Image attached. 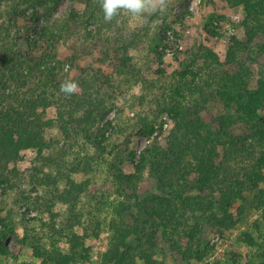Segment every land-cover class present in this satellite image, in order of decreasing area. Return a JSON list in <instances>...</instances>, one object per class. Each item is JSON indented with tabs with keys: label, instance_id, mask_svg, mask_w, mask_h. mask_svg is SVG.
<instances>
[{
	"label": "rangeland",
	"instance_id": "obj_1",
	"mask_svg": "<svg viewBox=\"0 0 264 264\" xmlns=\"http://www.w3.org/2000/svg\"><path fill=\"white\" fill-rule=\"evenodd\" d=\"M86 1L41 0L33 3L24 0H0V24H4L5 29L10 31L11 42H17L14 50L23 60L35 66L43 64L49 71L56 69L62 84L74 82L78 85L76 92L83 94L87 91L89 97L104 99L109 106H114L105 119L92 129L94 138L97 131H104L103 135L97 133V141L109 151L106 154L96 148L94 141H87L84 133L65 138L60 127L55 126L48 131L49 140L57 141L51 154L47 151L39 154L37 151L28 150L22 153L18 163L10 164L9 168L13 171L15 169L19 177L4 174L9 178L8 183L0 182V232L5 233L10 252H13L18 239L35 235V240L46 250L60 248L65 253H70L76 243H72L73 238L79 239L89 251L83 264H108L104 254L112 239L113 223L121 221L124 215L129 224L135 225L137 219L142 223L143 217L144 232L153 229V222L143 210L141 202L157 192L154 179L147 172L142 179L139 178L140 181H136L138 183L132 189H119L116 164L121 162L120 151L124 149L121 142L130 139L129 148L135 151V162H138L141 152L151 143L159 141L162 145L165 144L164 134L167 135L173 128V115L168 112L160 115L153 123L154 133L149 136L138 135L139 115L145 111L150 112L151 108L164 101L165 95H170L178 88L177 81L181 75L177 76L176 72L181 68V63L189 65V70L198 78L196 83L201 78L206 80V87L211 83L213 75L204 65L208 55L201 47L210 48L218 55L219 62L213 66L215 73L229 72L249 81L250 86L264 79V27L250 40L243 26L245 13L242 8L224 14L220 0H214L215 3L213 0H169L167 11L163 15L155 13L132 17L122 12L117 20L114 18L108 22L109 28L103 25L102 34L99 22L93 15H89L90 8L94 15L103 12L99 0H96L99 5L95 7L89 6ZM16 5L19 6L18 9ZM14 9L17 10L16 16L10 22L9 13ZM213 10L216 11L214 15ZM170 23L172 27H166ZM62 26L71 28L69 36L50 49L51 44L45 37L42 38L43 31L55 33ZM84 27L94 35H86ZM207 27L212 34L206 32ZM80 29L83 30L81 33ZM100 35L112 43L131 44L128 55L131 56L133 65L126 68L121 61L112 57H103L101 54L88 56L81 52L84 44L93 42V37L99 40ZM157 37H165L163 47L169 46L162 58L152 48L156 47L154 42ZM1 51L2 46L0 56ZM47 76L49 80L53 78L52 75ZM214 90L215 87L208 89L204 96L210 100L216 94ZM216 103L220 107L219 98ZM219 107L217 109L220 110ZM78 110L76 115H84L86 111L80 108ZM216 112L215 110V114L210 116L214 128L218 126ZM203 113L209 116L206 108ZM46 115L48 118L57 119V108H48ZM119 126L128 127L127 132L122 137H113L108 141L107 138ZM86 157L90 160L94 158L91 162L89 160L91 170L79 166L80 169L74 171ZM60 163L70 171L60 167ZM60 169L73 171L70 179L77 182L83 190L77 198L60 201L62 194L60 197L56 196L53 198L55 204L51 211L38 209L34 203L27 204V193L33 192L31 195L35 201L53 194L45 187L44 179L57 175ZM68 186V181L64 179L58 184L59 192L65 194ZM260 188L264 190V184ZM160 193L162 192L157 194ZM253 197L252 195L250 198L251 202ZM233 213L238 215L237 210H233ZM246 213L251 215L249 220L234 228L221 233L214 231L215 229L207 231L204 228L206 231L196 236L197 240L190 239L189 244L183 240L182 250L192 247L200 253L198 255L194 251L193 258L191 256L184 260L181 254L166 248L164 238L160 235L157 259L166 264H263L264 231L251 230L249 221L258 218V214L253 215L249 208ZM245 233L251 234L252 241L245 239ZM131 240L136 247L146 246L142 241L143 237H132ZM198 240L201 243L197 248ZM0 264L47 263L36 257L32 246L28 245L20 258L0 256ZM136 264L144 262L138 260Z\"/></svg>",
	"mask_w": 264,
	"mask_h": 264
},
{
	"label": "trees",
	"instance_id": "obj_2",
	"mask_svg": "<svg viewBox=\"0 0 264 264\" xmlns=\"http://www.w3.org/2000/svg\"><path fill=\"white\" fill-rule=\"evenodd\" d=\"M24 1L34 3L41 0ZM86 2L93 7L99 5L96 0ZM220 5L224 8V14L243 9V26L250 40L264 27V0H220ZM18 8L16 5V9ZM12 11L9 13L10 22H13L17 10ZM215 12L213 10V15ZM94 14L90 8L89 15H93L101 25L100 33L103 25L109 28L103 12ZM117 19L118 16L115 20ZM166 27L171 28V23ZM208 27L206 32L212 34ZM85 28L86 35H94ZM80 30L81 33L83 30ZM70 31L68 26L58 28L55 33L44 30L42 38L45 37L51 44L50 49H53L63 38L69 36ZM9 34L10 31L5 29V25L0 24V182L8 183L9 178L4 174L19 177L17 171L9 167L21 160L23 152L34 150L39 154L46 151L51 154V150H55L57 141L48 138V131L55 126L60 127L65 138L84 133V138L89 142L94 141L100 152H109L97 141L98 134L103 135L104 131H97L94 138L92 129L105 119L114 106H109L104 99L89 97L87 91L83 94L74 92L66 95L61 91L62 80H59L56 69L49 71L43 64L35 66L23 60L14 50L17 42H11ZM180 37L183 38L181 34ZM93 39V42L81 47L82 53L88 56L101 54L103 57H112L121 61L126 68L133 65L131 56L128 55L131 44L112 43L102 35L99 40L94 37ZM165 41V37H157L154 42L156 47H152L159 58L169 48L168 45L163 47ZM187 41L191 44L190 39ZM201 49L208 55L204 65L213 75L211 83L206 87V80L201 78L197 84L198 78L189 70V65L181 63V68L176 72L177 76L181 75L177 81L178 88L170 95H165L164 101L151 108L150 112L145 111L139 115L138 135L142 136L154 133L153 123L164 112L173 115L174 125L167 135L164 134L165 144L162 145L159 141L151 143L141 152L138 162H135V151L129 148L130 139L121 142L124 149L120 151L121 162L116 164L119 189H132L138 183L136 181H140L147 172L154 179L157 192L141 202L143 210L153 222V229L144 232L143 217L142 223L137 219L135 225L129 224L124 215L121 217L122 223H113L112 239L104 254L108 264H136L138 260L144 264H166L156 257L160 235L164 238L166 248L181 254L184 260L191 256L193 258L195 250L192 247L182 250L183 240L189 244L190 239H195L206 231L204 228L207 231L215 229L214 231L220 233L234 228L249 220L251 215L246 213L248 208L252 209L253 215L258 214V218L249 221L251 230L264 231V190L260 188L264 184V79L250 86L249 81L229 72L215 73L213 66L219 62L218 55L210 48ZM199 69L201 70L200 67ZM47 75H52L53 78L49 80ZM214 87L216 94L208 100L204 96L205 92ZM218 98L220 107L216 103ZM51 107L57 108V119L47 117L46 110ZM79 108L86 110L84 115L75 114ZM205 108L209 116L203 113ZM215 110L218 116L216 128L210 118ZM127 129L128 127L119 126L107 140L122 137ZM92 159L94 158L90 160L86 157L74 171L77 172L79 166L84 169L88 167L87 170L90 171L89 160L91 162ZM60 167L70 171L62 163ZM64 170L60 169L57 175L44 179L45 187L53 192L51 196H42L39 201H35L31 192L26 194L25 202L29 205L34 203L38 209L51 211L55 204L53 198L56 196L60 197L62 194L60 201L73 200L74 197L76 199L83 190L77 182L70 179L73 171ZM64 179L69 185L65 194L60 193L58 187ZM159 192L162 193L157 194ZM252 195L254 197L251 202ZM233 210H237L238 215H234ZM143 233H146L145 236H140ZM132 237H143L142 241L146 246H134ZM33 239H36L35 235L18 239L13 252H10L7 237L0 232V256L20 258L25 247L31 245L35 256L47 264H83L87 259L89 251L79 239L72 238V243H76L70 253H65L60 248L46 250L39 241ZM245 239L252 241L251 234L245 233ZM196 243L198 248L201 240Z\"/></svg>",
	"mask_w": 264,
	"mask_h": 264
},
{
	"label": "clouds",
	"instance_id": "obj_3",
	"mask_svg": "<svg viewBox=\"0 0 264 264\" xmlns=\"http://www.w3.org/2000/svg\"><path fill=\"white\" fill-rule=\"evenodd\" d=\"M105 22H111L122 12L132 17H144L160 13L163 15L168 8L169 0H99ZM78 85L74 82H65L61 91L66 95L76 92Z\"/></svg>",
	"mask_w": 264,
	"mask_h": 264
},
{
	"label": "built area",
	"instance_id": "obj_4",
	"mask_svg": "<svg viewBox=\"0 0 264 264\" xmlns=\"http://www.w3.org/2000/svg\"><path fill=\"white\" fill-rule=\"evenodd\" d=\"M169 33H171V32H169Z\"/></svg>",
	"mask_w": 264,
	"mask_h": 264
}]
</instances>
